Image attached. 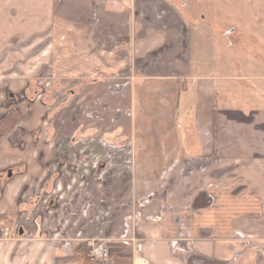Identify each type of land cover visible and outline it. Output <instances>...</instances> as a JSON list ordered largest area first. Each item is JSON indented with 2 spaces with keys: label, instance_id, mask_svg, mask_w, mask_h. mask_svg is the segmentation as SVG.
Returning <instances> with one entry per match:
<instances>
[{
  "label": "crops",
  "instance_id": "1",
  "mask_svg": "<svg viewBox=\"0 0 264 264\" xmlns=\"http://www.w3.org/2000/svg\"><path fill=\"white\" fill-rule=\"evenodd\" d=\"M0 12L1 59L7 57V48L16 47L25 60H47L41 74H50L55 63L65 72L75 71L73 75L92 59L96 66L89 71L95 75L131 80L130 87L120 91L135 93L133 122L120 104L106 110L116 118L122 138L106 144L123 152L116 162V178L107 185L117 197L115 204L129 205L120 229L131 236L119 248L121 258L108 264H264L259 251L264 250V62L259 64L255 55L217 58V26L206 16L188 19L174 0H0ZM245 27L247 32L264 29V8L251 15ZM225 35L227 48L235 51L242 37L235 29ZM22 61L11 66L12 76ZM108 90L111 97L116 95L115 88ZM1 135L11 151L26 156L13 165L24 164L25 177L32 175L25 178V187L48 188L44 179H34V164L43 169L48 157L52 162L58 157L59 168L63 162L67 168L66 149L72 152L71 160L83 153L90 171L98 173L100 168L95 131L77 151L67 133L51 144L46 134ZM5 150L0 143V156L7 155ZM7 183L0 187V211L11 197ZM69 184L57 188H74L75 182ZM76 195L73 192L67 202ZM31 199L33 195L24 205ZM21 204L7 217L23 216L19 234L33 239L9 244L0 239V256L5 255L0 264L18 259V264L23 259L32 264L34 254L33 264H51L53 250L62 255V247L37 239L43 217L55 211L38 212L30 219L33 212L19 211ZM52 223L65 233L61 224ZM241 233L255 240L242 243L237 240Z\"/></svg>",
  "mask_w": 264,
  "mask_h": 264
},
{
  "label": "rangeland",
  "instance_id": "2",
  "mask_svg": "<svg viewBox=\"0 0 264 264\" xmlns=\"http://www.w3.org/2000/svg\"><path fill=\"white\" fill-rule=\"evenodd\" d=\"M174 2L188 19L201 21L206 16L208 23L217 26V31L221 35L220 41L214 42L216 44L220 42L216 45L217 58L233 59L239 55L241 59H244L245 57L253 58L255 55L259 64L264 62V29L258 27L253 28L252 32L251 29L247 32L248 29L245 27L249 17L253 14H259V11L264 8L261 0H174ZM5 15H9V12L4 13ZM1 16L3 13L0 12ZM212 28L214 29V26ZM234 29L237 35L242 37V42L235 51H231L226 46L229 42L227 40L229 36L225 34H230ZM196 41L197 44L194 46L198 47V39ZM5 51L8 53L6 54L7 57L0 58V139L3 138L2 133L23 132L27 135L39 133L41 135L46 134L45 137L51 144L52 139L56 140L58 135L67 133L70 135L69 140L75 148L72 150L77 151L79 147L90 141V136L95 131L97 132L95 139L101 146L98 154H101L102 158L96 163L98 167L100 166L96 170L98 173L88 169L90 165L88 159L81 152H78L77 157L71 160L72 152L69 149L65 150V152L68 151L66 152L67 163L70 164L67 168H65L66 163L64 162L59 168L58 157L53 162L48 157V162L43 169L36 168L34 164L33 172L35 173L33 175L36 176L34 179L42 178L46 186L49 184L48 188H39L37 191V188L25 187V178L29 179L32 175L29 174L25 177L23 174L26 171L24 164L17 163V166L13 167L16 162L25 161L26 156L11 151L9 143L1 139L0 143H3V147L6 149L4 153L7 155L0 156V168L5 167L3 170L0 169V187L8 182L7 185L12 191L7 208L0 211V239L4 241L2 244L29 243L32 241L31 235L19 234L17 229L22 225V221L25 222L23 216L18 214L15 220L7 217L10 216L9 212L12 207L23 202L18 210L29 209L28 212H33L30 219L38 212L55 211L50 216L51 219L48 215L43 217L44 221L40 224L42 233L37 239L46 245L51 244L54 247L60 245L62 247V255L58 254L57 250L55 252L53 250L55 256L50 258L51 264H108L112 259L121 258L122 252L119 248L126 246L128 238L131 237L129 231L121 233L120 229L123 216L128 211L129 205L124 206L122 202L115 204L117 197L112 190L109 191L107 185L108 183L110 185L114 180L113 178H116V162L123 152H117L118 149L116 148L115 150L112 149L116 140L122 139L117 135L120 125L114 123L116 118H112L110 112L106 110H109V106H111V110H114L112 107H117L120 104V107L126 108L125 114L129 118L135 93L131 89L130 91H120V89L122 86L129 88L130 85H127L131 80L109 75L105 77L95 75L97 72L89 71L96 66L92 59L85 60L77 70L76 75L72 74L75 71L65 72L58 68L55 63L50 74L49 72L41 74L47 66V60L43 57L39 60L31 57L25 60L16 52L18 51L16 47L7 48ZM13 57L18 62H15ZM19 61L24 63L18 70V74L12 76L11 74L15 71L11 66L20 63ZM51 62L53 60L49 63ZM217 63L218 61L215 62V67ZM217 71L215 69V72ZM88 73L93 74L84 75ZM110 87L115 88L113 93L116 95H113L114 97L110 96L112 95L108 90ZM261 87L264 91L263 84ZM121 95H125L126 99L122 100ZM123 101L126 103L123 104ZM132 115L131 113L130 123L133 122ZM128 121L124 120L126 124ZM81 138L84 139L79 140ZM108 141H113V144L107 145ZM75 142H79L80 145L75 146ZM131 147L129 146V151ZM56 148L58 147L53 149ZM18 173L20 174L18 175ZM13 174H17V176L9 182L8 180ZM49 180L51 182H47ZM73 182L75 184L71 190H68V187H63L62 190L57 188L59 183L62 185L70 183L69 185H71ZM73 192L77 194L75 201L72 199L67 202L68 196L71 198ZM64 194L66 196L61 200L60 198ZM32 195L34 199L24 205V202L29 200ZM84 197L89 203L83 204ZM120 197L121 193L118 199ZM50 202L52 205L55 203V206L50 205ZM64 204H66L67 209L63 208L65 207ZM50 206H52L51 210ZM64 211L66 212L64 213ZM52 222L61 224L60 226L65 233L57 232ZM7 228H11L9 236H5L1 230ZM246 235L248 234L243 235L241 233L237 240L242 243L255 240ZM99 250L104 251L105 255L97 256ZM259 251L264 253V250ZM3 255L0 256L1 262L5 258ZM116 255L118 258H113ZM18 260L14 264H18L20 261ZM34 260L35 254L33 262ZM45 263L47 260L44 261ZM21 264H31V261L27 262L23 259Z\"/></svg>",
  "mask_w": 264,
  "mask_h": 264
},
{
  "label": "built area",
  "instance_id": "3",
  "mask_svg": "<svg viewBox=\"0 0 264 264\" xmlns=\"http://www.w3.org/2000/svg\"><path fill=\"white\" fill-rule=\"evenodd\" d=\"M1 230H2V232L4 233L5 236H9V235L11 234V232L9 231L8 228H7V229H1ZM156 237H157V235H155V234L152 236V238H156ZM102 252H103V253H102ZM98 253H99V254H98L97 256H99V255H101V256H102V255H105V252H104V251H101V250H99Z\"/></svg>",
  "mask_w": 264,
  "mask_h": 264
}]
</instances>
